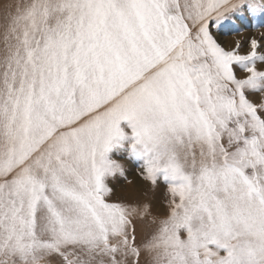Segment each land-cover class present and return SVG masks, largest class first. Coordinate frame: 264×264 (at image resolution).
I'll return each mask as SVG.
<instances>
[{"label":"snow or ice","instance_id":"6c2138e0","mask_svg":"<svg viewBox=\"0 0 264 264\" xmlns=\"http://www.w3.org/2000/svg\"><path fill=\"white\" fill-rule=\"evenodd\" d=\"M243 19L264 0H0V264H264V43L215 35ZM118 153L164 209L112 199Z\"/></svg>","mask_w":264,"mask_h":264},{"label":"rangeland","instance_id":"374dc122","mask_svg":"<svg viewBox=\"0 0 264 264\" xmlns=\"http://www.w3.org/2000/svg\"><path fill=\"white\" fill-rule=\"evenodd\" d=\"M215 35L226 48H233L239 44L240 53L246 54L250 50L252 38L264 43V24L258 20H236L235 24L216 31ZM261 51H264V48ZM237 73L243 75L239 67H237ZM253 98L255 99L256 97L254 96ZM116 158L125 164L126 175L110 181V185L115 189V195L112 199H122L128 202H146L151 203L154 206V210L160 211L164 209L167 202L166 185L158 183L153 186L143 180L140 176L139 164L125 154L118 153Z\"/></svg>","mask_w":264,"mask_h":264}]
</instances>
